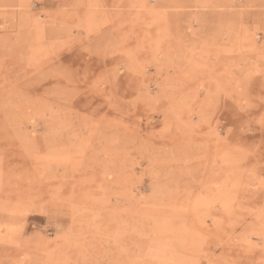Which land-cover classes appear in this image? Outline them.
I'll use <instances>...</instances> for the list:
<instances>
[{
    "label": "rangeland",
    "instance_id": "1",
    "mask_svg": "<svg viewBox=\"0 0 264 264\" xmlns=\"http://www.w3.org/2000/svg\"><path fill=\"white\" fill-rule=\"evenodd\" d=\"M0 264H264V0H0Z\"/></svg>",
    "mask_w": 264,
    "mask_h": 264
}]
</instances>
